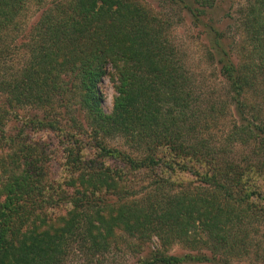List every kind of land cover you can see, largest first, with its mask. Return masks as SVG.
<instances>
[{
	"label": "trees",
	"instance_id": "16d2710c",
	"mask_svg": "<svg viewBox=\"0 0 264 264\" xmlns=\"http://www.w3.org/2000/svg\"><path fill=\"white\" fill-rule=\"evenodd\" d=\"M170 1L206 23L244 114L239 101L255 77L209 23L218 0ZM33 3L40 12L25 59L8 73L11 43ZM260 13L247 23L254 48L264 45ZM170 46L166 23L144 0H0V264H65L75 248L96 256L119 232L137 248L158 240L160 249L138 264H213L217 252L246 247L245 236L229 243V233L247 217L264 221V119L240 126L256 143L252 161H221L196 135L208 124ZM261 51L254 54L263 62ZM108 76L115 95L107 113L100 86ZM27 107L42 113L21 115ZM56 132L60 150L49 153L61 161V182L52 175L58 163L47 173L43 160L51 158L39 147ZM112 135L134 154L107 146ZM176 243L189 253L169 254ZM202 246L215 254L194 253Z\"/></svg>",
	"mask_w": 264,
	"mask_h": 264
},
{
	"label": "rangeland",
	"instance_id": "374dc122",
	"mask_svg": "<svg viewBox=\"0 0 264 264\" xmlns=\"http://www.w3.org/2000/svg\"><path fill=\"white\" fill-rule=\"evenodd\" d=\"M52 0H45L49 3ZM161 20L166 23V33L170 47L174 50L183 74L189 78L188 82L196 96V106L201 112V120L207 122L204 131L200 129L196 135L217 155L221 161H231L244 164L255 158L256 143L252 135L240 131L242 126L258 124L264 119V61H261L259 53L264 50V45L254 48V41L250 40V27L247 26L248 18L257 12L264 16V3L261 0H218L215 9H211L210 17L215 28L221 33L223 47L237 65L247 64L251 74L255 77L253 83L245 87L239 101L244 114L240 113L234 93L221 74L218 55L209 43V32L206 23H196L191 15L180 6L170 0H144ZM39 5L27 4L24 15L20 18V28L15 35L6 60L8 73L15 70L25 59L24 43L28 32L39 16ZM256 42V41H255ZM259 53L254 54L255 50ZM264 52V51H263ZM255 55V58H254ZM245 57H248L246 59ZM260 65V66H259ZM108 72H111L110 70ZM7 73V74H8ZM102 92V108L109 112L115 95L109 76L104 77L100 86ZM56 120L60 128L67 126L66 117L61 109L56 111ZM21 115H40L41 111L27 107L21 111ZM15 122H9L6 131L13 133ZM241 126V127H240ZM237 127V130L235 128ZM250 129V128H249ZM236 131V134H233ZM249 131V130H247ZM50 134V133H49ZM61 132L46 134L45 144L39 146L45 151V155L51 159L43 160L47 173L51 171V164L58 163V173L52 174L55 179L62 181L60 176L61 161L53 157V153L60 150L59 138ZM104 138V137H103ZM88 140V139H87ZM104 143L117 150L131 153L132 150L124 138L120 135H112L103 139ZM48 146V149L46 147ZM203 149H205L203 147ZM51 160V161H50ZM60 166V167H59ZM48 176V175H47ZM229 243L237 242L241 236L246 237V247L236 245L231 253L216 254L207 246H202L194 253H201L208 258L215 254L211 260L213 264H264V221H255L247 217L243 223L235 225L229 233ZM107 251L96 256L84 254L82 251L72 249L66 258L65 264H138L146 258L149 252L160 249L159 242L152 238L141 247L137 248V240L127 236L123 232L117 233V239ZM189 250L176 243L171 246L169 254L184 255ZM190 264H209L190 263Z\"/></svg>",
	"mask_w": 264,
	"mask_h": 264
}]
</instances>
